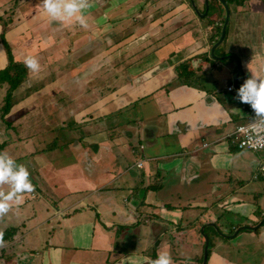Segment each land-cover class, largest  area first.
Returning a JSON list of instances; mask_svg holds the SVG:
<instances>
[{
    "label": "crops",
    "instance_id": "obj_1",
    "mask_svg": "<svg viewBox=\"0 0 264 264\" xmlns=\"http://www.w3.org/2000/svg\"><path fill=\"white\" fill-rule=\"evenodd\" d=\"M211 1L85 0L81 24L0 0V70L2 37L15 62L40 65L0 107V153L33 184L0 214V264H52V248L59 264H151L164 250L203 264L205 235L207 264H264V150L232 137L251 118L236 58L240 84L264 77V0L229 1L224 60L211 47L226 10Z\"/></svg>",
    "mask_w": 264,
    "mask_h": 264
},
{
    "label": "clouds",
    "instance_id": "obj_2",
    "mask_svg": "<svg viewBox=\"0 0 264 264\" xmlns=\"http://www.w3.org/2000/svg\"><path fill=\"white\" fill-rule=\"evenodd\" d=\"M42 11L52 19L70 21L75 19L81 24L85 23L82 10L87 7L85 0H42ZM23 63L26 68L36 73L40 69L38 60L33 55H25ZM251 76L240 84L236 90L239 100L248 103L255 114L264 117V77L250 71ZM0 182L10 185V190L0 194V214L6 213L12 204L23 202L21 193L33 191V184L29 180V172L17 164L7 153H0ZM62 249H49L52 264H59ZM143 257L133 258L130 264H143ZM151 264H171L169 253L160 251Z\"/></svg>",
    "mask_w": 264,
    "mask_h": 264
},
{
    "label": "built area",
    "instance_id": "obj_3",
    "mask_svg": "<svg viewBox=\"0 0 264 264\" xmlns=\"http://www.w3.org/2000/svg\"><path fill=\"white\" fill-rule=\"evenodd\" d=\"M228 88L232 90L235 85H229ZM247 113L251 118L247 122L238 124L232 137L241 149L264 150V117L256 115L249 104ZM256 172V176L264 175V161L258 166Z\"/></svg>",
    "mask_w": 264,
    "mask_h": 264
},
{
    "label": "trees",
    "instance_id": "obj_4",
    "mask_svg": "<svg viewBox=\"0 0 264 264\" xmlns=\"http://www.w3.org/2000/svg\"><path fill=\"white\" fill-rule=\"evenodd\" d=\"M226 1H230V0H226ZM221 29L222 27H220L218 32L219 36L221 34ZM2 39L5 43V46L8 48L10 55V61L8 65L0 70V86H2L4 83L8 84L5 104L3 105V107H1L2 112H4L11 105L12 92L26 79L27 68L25 67L24 64L17 63L13 60L9 49V43L6 41L4 37H2Z\"/></svg>",
    "mask_w": 264,
    "mask_h": 264
},
{
    "label": "water",
    "instance_id": "obj_5",
    "mask_svg": "<svg viewBox=\"0 0 264 264\" xmlns=\"http://www.w3.org/2000/svg\"><path fill=\"white\" fill-rule=\"evenodd\" d=\"M222 2V4L225 7L226 10V17L224 20V23L222 24V29H221V34L219 36V39L217 42L214 43V45L211 47V55L212 57H214L217 60H224L226 57H233L232 55H226V56H221L216 54V48L224 41L225 39V35H226V29H227V25L229 22V18H230V7L228 6V3L226 0H220ZM209 0H206V8H205V13H207L208 9H209ZM237 61V69H236V86L237 88L240 86L239 83V75H240V71H241V65L239 60L236 58ZM261 223L257 226H260ZM248 226H241L238 229H236V231H234L232 234H227L224 231L219 232L218 229V233H220V235H222L223 237L229 238V237H233L235 236L242 228H246ZM251 228H256V226H253ZM203 232V229H202ZM204 233V232H203ZM205 239H206V243H205V248H204V258H203V264H207L208 262V251H209V246H210V237L205 235Z\"/></svg>",
    "mask_w": 264,
    "mask_h": 264
},
{
    "label": "rangeland",
    "instance_id": "obj_6",
    "mask_svg": "<svg viewBox=\"0 0 264 264\" xmlns=\"http://www.w3.org/2000/svg\"><path fill=\"white\" fill-rule=\"evenodd\" d=\"M213 1H214V0H213ZM218 1H220V0H218ZM210 3H211V12H214V8H215V7L212 5V1H211ZM227 3H228V6L231 5V3L229 4V1H228ZM220 4L222 5V2H221V1H220V3L217 2V5H218V6H220ZM229 7H230V6H229ZM0 93H1V92H0ZM1 99H2V98L0 97V104H1V102H2ZM4 104H5V101H4V103L2 104V106L0 105V107H3ZM1 112H2V111H1ZM2 118H3V117H2ZM2 118H0V119H2ZM17 164H18V163H17ZM226 217H227V218H233V215H227ZM230 229H231L230 227H228V228H227V227H226V228L223 227V228H222V231H223V230H224V231H230ZM218 231H219V232H222V231H220V230H218ZM218 231H217V232H218ZM206 232L210 233L211 230L207 229ZM236 240H237V239H233V240L231 241V244L234 245L235 242H236ZM210 244H211V243H210ZM210 246H212V245H210ZM204 248H205V247H204ZM240 248H241V247H235L236 251H239ZM209 251H210V249H209ZM248 264H249V263H248Z\"/></svg>",
    "mask_w": 264,
    "mask_h": 264
}]
</instances>
